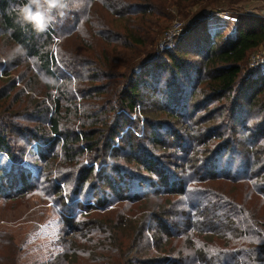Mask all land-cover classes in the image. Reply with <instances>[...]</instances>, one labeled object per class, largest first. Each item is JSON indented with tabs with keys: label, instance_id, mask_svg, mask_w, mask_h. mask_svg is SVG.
<instances>
[{
	"label": "trees",
	"instance_id": "obj_1",
	"mask_svg": "<svg viewBox=\"0 0 264 264\" xmlns=\"http://www.w3.org/2000/svg\"><path fill=\"white\" fill-rule=\"evenodd\" d=\"M245 1L72 0L37 33L14 10L26 0H0V199L51 202L63 228L23 264H264V71L244 67L264 20L229 36L199 22L154 48L171 7ZM4 229L0 264H19Z\"/></svg>",
	"mask_w": 264,
	"mask_h": 264
},
{
	"label": "rangeland",
	"instance_id": "obj_2",
	"mask_svg": "<svg viewBox=\"0 0 264 264\" xmlns=\"http://www.w3.org/2000/svg\"><path fill=\"white\" fill-rule=\"evenodd\" d=\"M263 7H264V0H246L245 2L240 3L239 5L233 7L234 8L233 10L228 9L227 6L224 4H218L213 7H208V6L204 7L201 6L200 4H194L193 6L191 5L189 7H186L183 11H179L177 8L171 7L170 8V13L172 16L171 20L165 26V29L162 30L159 34H157V39L155 41L154 48L158 51L157 47L159 42L162 40L165 32L174 22H180L185 26L194 17L204 16L205 14H208L211 11L224 13L221 14V16L219 17H213L211 20H204V19H201L200 21L197 20L198 22L196 24H198L199 22H204L207 25V28L209 29L208 31L210 33L214 32L213 30H218V32H223L224 34L229 36L233 34L235 30V26L238 20L237 18L245 17V18L257 19L256 17H252L249 14H256L260 12L263 9ZM234 19L236 21H234ZM153 31L156 34V28H153ZM1 41L3 40H0V47L8 48L7 45L2 43ZM12 55L13 54L10 51L7 57V60L9 62L14 59L12 58ZM1 60H2L1 62L3 63L6 61V59L4 60L2 58ZM247 61L248 58L244 66L245 68L247 66ZM259 71H264V69ZM29 152L28 154L25 155L24 160L29 163L36 162V158H34V155L31 153V151ZM0 160L7 163L4 157H1ZM215 189L218 191L217 188ZM226 189L230 191L231 195L233 193L239 194L241 193V191L245 192L242 189H238L237 192H235L236 188L233 186H229ZM173 200L174 199L156 201L153 204L150 203L147 206H143L144 211L142 214H144L146 210H148V208L158 209L159 207H161L162 209H165L170 206V203ZM184 206L182 208V211L188 213L189 217L186 216L187 218H184V216L180 215L179 217L180 219L176 220V224L178 225V223H180L181 220L183 222V224H180L181 227L183 226L185 227V225H189L187 227V231L182 233L190 234L192 233V229L193 232L200 230V227L196 222L197 220H199L198 217L197 216L192 217L191 215L192 211L194 212V210H190L187 204ZM55 207L56 205H52L51 202L41 201V199H39L36 196H29L26 198L25 197L15 198L9 200L0 199V228L2 227L5 228L4 229L5 231L7 232L9 231L10 234H12L13 238L18 243L20 248H19L17 262L19 264L26 263L28 260L32 261L38 259V255L42 256L43 259H47L48 257L51 256L53 252H56V250L58 249L59 246L57 245L62 236L63 228L59 226L56 222L57 219L55 216V212H56ZM196 210L199 211V209ZM130 212H133V210H130ZM137 217L138 215H135L132 217V219H135ZM185 220H188V224H185ZM191 222L195 223L194 227H192ZM213 223H221L220 218H216L215 222ZM159 228L160 227L158 225L154 224L152 230L158 231V233H160L161 230H159ZM167 232L170 233L171 236H176L174 238L176 240H171L172 242L174 241V243L181 244V243H186L185 241H189L188 239H184L185 235L179 236L176 232L170 229H167ZM204 234H208V233H204ZM178 238L181 239H179L178 241L177 240ZM164 243L169 244L170 241H164Z\"/></svg>",
	"mask_w": 264,
	"mask_h": 264
},
{
	"label": "clouds",
	"instance_id": "obj_3",
	"mask_svg": "<svg viewBox=\"0 0 264 264\" xmlns=\"http://www.w3.org/2000/svg\"><path fill=\"white\" fill-rule=\"evenodd\" d=\"M73 6L72 0H26V3L15 5L14 10L22 25H31L35 32L42 33Z\"/></svg>",
	"mask_w": 264,
	"mask_h": 264
},
{
	"label": "built area",
	"instance_id": "obj_4",
	"mask_svg": "<svg viewBox=\"0 0 264 264\" xmlns=\"http://www.w3.org/2000/svg\"><path fill=\"white\" fill-rule=\"evenodd\" d=\"M221 14L219 12H209L201 17H194L191 21L184 26L180 22H174L168 30L165 32L162 40L159 42L157 49L161 51L171 50L176 46L179 39L188 32L198 21L201 19L211 20L213 17H219ZM226 14V13H225ZM252 17L264 20V7L256 14H249ZM198 20V21H197ZM196 21V22H195ZM188 29V30H187ZM246 68L251 71L263 70L264 69V44L258 47L254 52L250 54L247 61Z\"/></svg>",
	"mask_w": 264,
	"mask_h": 264
},
{
	"label": "crops",
	"instance_id": "obj_5",
	"mask_svg": "<svg viewBox=\"0 0 264 264\" xmlns=\"http://www.w3.org/2000/svg\"><path fill=\"white\" fill-rule=\"evenodd\" d=\"M231 20V19H230ZM232 21V20H231ZM234 21H236L235 19H234ZM213 31H218V30H213Z\"/></svg>",
	"mask_w": 264,
	"mask_h": 264
}]
</instances>
